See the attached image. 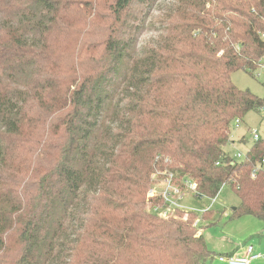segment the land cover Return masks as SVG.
<instances>
[{
  "label": "trees",
  "instance_id": "obj_1",
  "mask_svg": "<svg viewBox=\"0 0 264 264\" xmlns=\"http://www.w3.org/2000/svg\"><path fill=\"white\" fill-rule=\"evenodd\" d=\"M259 64L264 0H0V264H211L196 213L147 209L163 171L264 224V140L225 151Z\"/></svg>",
  "mask_w": 264,
  "mask_h": 264
},
{
  "label": "rangeland",
  "instance_id": "obj_2",
  "mask_svg": "<svg viewBox=\"0 0 264 264\" xmlns=\"http://www.w3.org/2000/svg\"><path fill=\"white\" fill-rule=\"evenodd\" d=\"M161 3H158L160 6ZM153 30V29H152ZM146 31L140 37V42L144 43L148 38L154 35V31ZM232 83L240 90H247L256 97H264V71L261 70L260 78H257L253 74H247L244 71H236L231 75ZM256 133L260 140H264V109L259 112L251 111L246 114L244 119L240 121L238 127H232L231 129V139L234 140V145L225 148V151L235 160L237 154L244 155L251 143L253 142L252 134ZM262 170L264 171V162L262 164ZM239 203L237 197L233 191L228 186H223L216 196V201L206 200L204 198H194L192 195L188 194L183 201L182 205H186V208H190L198 215L200 218L201 212L210 210L214 214L209 216L212 222V227H207L210 222H201L200 228L208 229V233L214 239H219L225 235L222 232L224 225L230 222L232 209ZM188 206V207H187ZM215 219V220H214ZM201 221V220H200ZM241 242L245 246L252 245L255 251L264 255V236H257L253 234L251 236L245 237ZM216 260V258H215ZM211 261V264H217ZM256 264V263H252Z\"/></svg>",
  "mask_w": 264,
  "mask_h": 264
},
{
  "label": "built area",
  "instance_id": "obj_3",
  "mask_svg": "<svg viewBox=\"0 0 264 264\" xmlns=\"http://www.w3.org/2000/svg\"><path fill=\"white\" fill-rule=\"evenodd\" d=\"M261 70L264 71V66L259 64V67L256 68L253 75L257 78L261 76ZM240 124L239 121H235L234 126L238 127ZM253 141L259 140V137L256 133L252 134ZM243 155L240 153L237 154L236 159H241ZM158 159V157H157ZM167 161V159H166ZM255 171L252 172V177H254ZM152 185L148 190L147 198H161L166 207L163 209H158L157 206H152L151 204H147V209L152 210L153 212H157L160 217L164 219H174L176 210H185V211H193L190 208H185L181 202L188 195H192L194 198H202L196 194L194 185L190 181H184V188L181 189L177 185L173 183V174L167 171L157 172L151 175ZM216 197L212 199L214 202ZM194 212V211H193ZM202 213V212H201ZM201 219L196 218L192 224V227L200 232V224ZM264 259V255L257 253L252 245H248L245 249V253L243 255H220L216 258L219 264H251L252 262Z\"/></svg>",
  "mask_w": 264,
  "mask_h": 264
},
{
  "label": "crops",
  "instance_id": "obj_4",
  "mask_svg": "<svg viewBox=\"0 0 264 264\" xmlns=\"http://www.w3.org/2000/svg\"><path fill=\"white\" fill-rule=\"evenodd\" d=\"M234 143L235 142L232 139V143L227 147L233 146ZM212 222L213 221H211V223L207 227H212ZM207 227L200 228V232L198 233V235L202 234L208 250L214 254V257L212 259L213 262H216L215 258L220 255H243L247 246H245L241 241L245 237L251 236L253 234H256L257 236H264V224L261 221L248 216L242 217L238 220H230V222L224 225L222 228V232H224L225 235L219 239H214L213 237H211V235L208 233ZM252 263L264 264V259H258ZM217 264L219 263L217 262Z\"/></svg>",
  "mask_w": 264,
  "mask_h": 264
},
{
  "label": "water",
  "instance_id": "obj_5",
  "mask_svg": "<svg viewBox=\"0 0 264 264\" xmlns=\"http://www.w3.org/2000/svg\"><path fill=\"white\" fill-rule=\"evenodd\" d=\"M232 210H234V208Z\"/></svg>",
  "mask_w": 264,
  "mask_h": 264
}]
</instances>
